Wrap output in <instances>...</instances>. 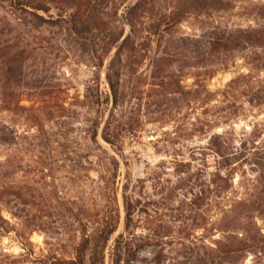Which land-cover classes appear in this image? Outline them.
<instances>
[{"label":"rangeland","instance_id":"rangeland-1","mask_svg":"<svg viewBox=\"0 0 264 264\" xmlns=\"http://www.w3.org/2000/svg\"><path fill=\"white\" fill-rule=\"evenodd\" d=\"M262 5L264 0L155 2L153 13L170 22L177 10L182 20L167 24V43L152 36L121 76L115 115L133 127L122 133L121 151L100 136L112 107L106 66L115 48L99 66L96 32L67 35L57 26H15L28 46L11 80L0 75V105L18 102L28 109L0 111L16 135L13 144H0V264L72 257L86 220L91 229L115 211L119 223L105 264L113 239L128 232L141 243L130 264H158V258L159 264H251L250 254L229 257L224 250L238 246L230 237H240L247 224L240 201L253 209L259 205L249 215L264 233V103L253 98L264 84V54L257 46L210 52L177 41L205 42L215 32L256 25L264 21ZM0 11L14 18L9 0H0ZM39 13L56 17L60 9L52 5ZM162 48L176 60L165 74L172 84L167 87L158 86L151 71ZM95 119L101 121L98 143L108 153L88 141ZM220 147L226 164L216 153ZM109 154L118 161L115 176ZM123 194L133 207L128 232Z\"/></svg>","mask_w":264,"mask_h":264},{"label":"trees","instance_id":"trees-1","mask_svg":"<svg viewBox=\"0 0 264 264\" xmlns=\"http://www.w3.org/2000/svg\"><path fill=\"white\" fill-rule=\"evenodd\" d=\"M126 1L128 4L124 5ZM157 0H9L13 7L12 19L7 14L0 11V75L5 74L6 80H11L14 72L22 67V57L26 53L28 44H23L24 37L15 33V26H57L61 31H65L67 35L96 32L100 40V50L97 55V65L101 66L104 57L108 56L112 48L113 54L107 61L106 80L109 86V94L107 101L110 99L112 107L107 118L103 121L100 131L101 138L109 144L111 149L121 151V140L123 132H132L133 127L128 121L120 119L115 115V110L122 102V82L121 76L131 66V58L141 50L146 43L153 41L152 36H158L161 41L165 39L167 43V26L170 22L177 23L182 20V13L172 10L171 21L167 20L165 15L159 16L153 13V8ZM200 1V0H198ZM202 1V0H201ZM60 9V13L56 17L52 15L44 16L39 12L48 13L51 6ZM198 6V5H196ZM121 10V13L119 11ZM123 10V11H122ZM120 14V15H118ZM260 17L264 19V5L261 6ZM122 16L128 25L126 31L123 26L116 23L118 17ZM109 19H113L115 23L111 25ZM168 24V25H167ZM194 46L209 47V51H219L221 49L228 50L233 46H257L262 48L264 54V21L256 25H248L227 31L215 32L210 39L201 42L198 38H180L177 43L187 46L186 43ZM174 42H169L168 46H173ZM159 47V43L157 45ZM263 59V58H258ZM176 62L175 53L167 51L166 48L161 49V53L152 59L151 71L152 76L156 78L157 85L167 87L172 85L166 79L167 70L172 69L171 66ZM127 68V69H126ZM4 76V75H3ZM8 82V81H7ZM233 82V81H232ZM179 82H176L178 89ZM176 92L177 90H173ZM11 96L12 92H8ZM254 99L264 103V84L254 91ZM100 102L99 99L95 101ZM28 107L15 102L14 105H0V111L8 110L14 113H22ZM122 112V111H121ZM101 121L95 119L93 124L87 129L88 141L95 144L103 153L108 151L102 148L97 140L98 128ZM16 135L6 123L0 120V144H13ZM264 148V146H263ZM216 153L226 162L221 147ZM109 163L115 176L118 169L117 159L109 154ZM226 164V163H225ZM1 165V163H0ZM219 178L225 180L219 175ZM1 180V168H0ZM1 186V185H0ZM3 190L0 188V201L2 200ZM14 194L13 191L9 192ZM240 213L244 215L247 224L239 233L240 237L231 236L233 242H237L238 246L226 248L224 252L227 256L231 253H240L244 257L251 255V264H264V233L255 226L250 219L249 212L257 210L259 207L252 208V204L240 201L237 204ZM260 208V207H259ZM258 208V209H259ZM123 210H124V229L128 232L132 224L133 207L129 199L123 194ZM0 222L4 219L0 217ZM119 223V213H109L107 216L103 214L89 229V222L83 224V227L77 237V241L73 245V256L68 258L54 257L51 264H105L106 248L111 236L116 231ZM140 244L136 239L123 233H119L114 239L111 248L108 251L109 264H130L134 258ZM232 244V243H230ZM159 264L160 259H156Z\"/></svg>","mask_w":264,"mask_h":264}]
</instances>
